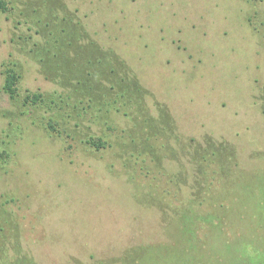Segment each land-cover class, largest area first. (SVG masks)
<instances>
[{
  "label": "rangeland",
  "instance_id": "1",
  "mask_svg": "<svg viewBox=\"0 0 264 264\" xmlns=\"http://www.w3.org/2000/svg\"><path fill=\"white\" fill-rule=\"evenodd\" d=\"M10 1L15 11H0V149L9 154L0 158V264H173L193 246L183 242L190 234L200 243L191 264H264V0H62L56 17L34 20ZM64 16L130 69L121 111L106 121L115 133L88 129L80 106L22 116L1 90L3 64L15 63L21 95L58 96L30 56ZM133 84L134 113L172 121L169 141L159 126L145 131L159 174L123 168L113 149L131 126L123 102ZM47 118L59 137L44 129ZM88 134L112 148L95 150ZM208 140L222 161L198 181L182 170ZM208 211L220 231L189 220Z\"/></svg>",
  "mask_w": 264,
  "mask_h": 264
},
{
  "label": "trees",
  "instance_id": "2",
  "mask_svg": "<svg viewBox=\"0 0 264 264\" xmlns=\"http://www.w3.org/2000/svg\"><path fill=\"white\" fill-rule=\"evenodd\" d=\"M14 1H17L21 9L19 10L20 17L31 18V20L36 18H54L56 17L54 16L55 12L64 8L62 6L64 5L62 0H26V2L22 0L20 3L19 0ZM12 9L15 11L13 2L10 0H0L1 13L11 12ZM61 21L62 24H60L59 30L52 36L51 40L47 41V44L41 43L36 50L37 52L34 51V55L30 56L36 62L43 79L58 87L60 90L59 94H57L58 96L30 90H24V94L21 95L19 90L21 75L15 63L3 64V83L1 90L12 102L17 104V107L20 109V115L22 116L26 117L29 113L32 114L40 111L47 113L54 112V110H60L65 106L70 107L71 110H76L78 109L77 106H80L81 114L78 115V118L86 122L85 125H87L88 129L96 125L102 128V124L106 127V130L115 133L117 132V128L106 121L110 115L120 113L121 111L115 105L117 103L120 104L119 98L122 99L125 95L126 89L122 88L121 84L123 82L126 84L128 80L130 85V69L117 56L111 55L110 51L106 54L100 50L97 46L98 44L92 41L80 23H73V20H67V16H64ZM130 90L135 91L140 89L136 88L135 84H133ZM138 95L139 92L135 91L133 100L129 99V101L123 102V106H127L132 112L130 114H124L130 118L131 126L128 130H125V134L122 137L118 138L113 149L117 151V157L121 159L123 168L129 171L131 170L133 173L141 171L145 175H149L151 170H156L159 174L163 169L156 164L153 165L155 163L154 157L158 155L156 151L158 147L155 140L148 137L145 131H148V129H156V126H159L161 127V133L166 134L162 135V138L164 141H169L171 137L169 135L167 136L166 129L172 121L167 114L160 116L157 122L147 116H140V109L136 107V102L140 101ZM134 106L139 111L138 113L133 112ZM41 119L44 120L46 118L43 117ZM44 129L47 130L48 134H55L57 137L62 134L57 129V122L53 118H47ZM190 142L193 143V140H190ZM190 142L181 145L192 147L193 144ZM84 143L95 150L110 149L113 146V143L104 139V137L94 134H88ZM165 143L159 147L161 148ZM205 145L206 147L202 148V150L196 148L194 151H190L191 155L188 158L187 164L184 166L185 169L182 170L183 172L186 170L184 172L185 175L191 178L192 176L194 178L196 177L198 181L207 175L206 173H208L213 164L217 166L222 161L220 157L222 153L218 150V148L223 150L221 146L217 148V144L211 140H208ZM181 150L184 149L181 148ZM232 154L233 152L230 157H232ZM8 156L9 154L6 150L0 149V158ZM148 158L149 160H147ZM148 161L152 165H147ZM217 162L219 163L217 164ZM148 167H152L151 170H148ZM110 168L113 169L114 166ZM205 183H207L206 180ZM258 202H261L260 199ZM175 208L181 210L177 205ZM237 212L233 214L236 218L239 216L240 210L238 209ZM192 214L189 215V220L193 224L194 222L202 220L205 225L209 224L212 226V229L215 226V229L220 231L219 215L213 216L209 211L207 213L203 212V216H200L201 211L200 215L196 212ZM173 226L177 228L178 224H174ZM177 229L184 233L187 228L178 227ZM216 231L214 230L213 232L215 233ZM185 241L187 244L193 242L195 249L192 246L190 250H180L179 254H173L170 247H168V254H173V257L176 254L179 256L173 264H191L193 260H198L191 257V250H194V253L198 255L200 243L196 242L197 240L193 237V234L188 235V238L183 242ZM157 258H159L158 262L162 261L164 264L167 261L162 256H158Z\"/></svg>",
  "mask_w": 264,
  "mask_h": 264
}]
</instances>
